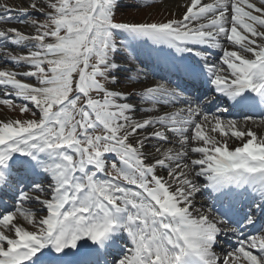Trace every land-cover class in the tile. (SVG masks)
Returning <instances> with one entry per match:
<instances>
[{"label":"snow or ice","instance_id":"1","mask_svg":"<svg viewBox=\"0 0 264 264\" xmlns=\"http://www.w3.org/2000/svg\"><path fill=\"white\" fill-rule=\"evenodd\" d=\"M124 7L0 0V264H264V0Z\"/></svg>","mask_w":264,"mask_h":264},{"label":"rangeland","instance_id":"2","mask_svg":"<svg viewBox=\"0 0 264 264\" xmlns=\"http://www.w3.org/2000/svg\"><path fill=\"white\" fill-rule=\"evenodd\" d=\"M8 1H12L13 4H15V2H16V0H8ZM129 1H130V3H127ZM122 3L124 5H126V7L118 10V12H117V18L118 19L123 17L124 19H129V20L134 19V20L140 21L146 17V14H148L147 8L137 7L138 4L142 3V0H122ZM159 18H170V17H169V14L163 10L157 9V10H154L151 12L150 20H155V19H159ZM121 87H124V86L121 85ZM133 87H138V85L134 82L132 85L125 87L124 90L125 91H131ZM133 99L135 100V97ZM9 115L16 117L18 114L17 113H9ZM109 161L113 162L111 157L108 159V164L110 166L111 163ZM32 206L35 207L36 204H33ZM120 254H122V253L120 252Z\"/></svg>","mask_w":264,"mask_h":264},{"label":"bare ground","instance_id":"3","mask_svg":"<svg viewBox=\"0 0 264 264\" xmlns=\"http://www.w3.org/2000/svg\"><path fill=\"white\" fill-rule=\"evenodd\" d=\"M7 2H8V3H12V1H8V0H7ZM17 2H18V0H16L15 3H17ZM12 4H13V3H12ZM159 47H160V46H158L157 49H158ZM148 80H149V83H154L152 80H150V79H148ZM197 201H198V202L201 201V197H200V196H197ZM209 204H210V202L208 201V203L205 204V207H207ZM30 206L33 207V208H38V207H39L38 205H36L35 207L32 206V205H30ZM198 206H199V204H198ZM43 214H44L43 212L40 213V215H43ZM114 253H115V252H114ZM119 254H120V250H118V255H119ZM101 257H102V256H100V258H101ZM100 258H99V259H100Z\"/></svg>","mask_w":264,"mask_h":264}]
</instances>
